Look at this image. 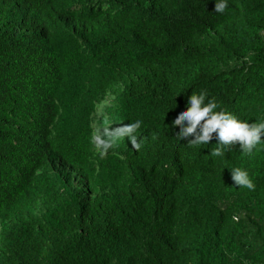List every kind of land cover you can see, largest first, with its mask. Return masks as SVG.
<instances>
[{
    "label": "trees",
    "instance_id": "trees-1",
    "mask_svg": "<svg viewBox=\"0 0 264 264\" xmlns=\"http://www.w3.org/2000/svg\"><path fill=\"white\" fill-rule=\"evenodd\" d=\"M215 2L0 0V216L29 210L0 252L21 264H264V136L248 155L216 133L190 145L172 125L201 92L215 111L264 122V0H227L223 13ZM109 91L99 124L141 121V147L124 137L102 157L92 137ZM38 178L49 199L30 208Z\"/></svg>",
    "mask_w": 264,
    "mask_h": 264
},
{
    "label": "clouds",
    "instance_id": "clouds-1",
    "mask_svg": "<svg viewBox=\"0 0 264 264\" xmlns=\"http://www.w3.org/2000/svg\"><path fill=\"white\" fill-rule=\"evenodd\" d=\"M227 6V0H216L214 11L223 13ZM115 99L116 96L109 91L105 98L98 102L97 112L95 114V130L92 141L96 148L100 150L102 157L107 153L109 148L114 147L117 141L124 137H126L135 149L138 150L141 147L135 135L141 126V121L137 120L134 123L124 124L115 129H109L107 124H99L102 118H107L108 107L115 103ZM206 99V92L191 94L188 99L187 110L180 112L172 122L174 127L179 126V131L176 133V136L181 140L188 139L190 145H200L208 144L213 139V133H216V139L219 145H234L239 143L242 152L248 155L252 154L253 150L260 143L262 136H264V122L249 123L247 121H241L235 115L225 110L215 111L218 107L215 100L208 99L206 102ZM102 103H105V108L100 114L99 108ZM190 137L191 139H189ZM211 155H223L222 148L217 147L212 149ZM231 179L233 184L238 187L255 190V184L246 170L231 168ZM30 183L32 184L33 197L32 201H29L28 206L31 205L30 208H37L33 204H40L48 200L49 197L46 195V191L49 189L42 178H38ZM65 188H61V190ZM84 198H87L86 194ZM28 211H26V208H18L12 215L0 216V235L4 231L15 232L23 223L25 213ZM16 255L17 253L14 251H2L0 252V263L21 264Z\"/></svg>",
    "mask_w": 264,
    "mask_h": 264
},
{
    "label": "rangeland",
    "instance_id": "rangeland-1",
    "mask_svg": "<svg viewBox=\"0 0 264 264\" xmlns=\"http://www.w3.org/2000/svg\"><path fill=\"white\" fill-rule=\"evenodd\" d=\"M105 108V103H102L100 108H99V113L101 114L102 113V110Z\"/></svg>",
    "mask_w": 264,
    "mask_h": 264
}]
</instances>
